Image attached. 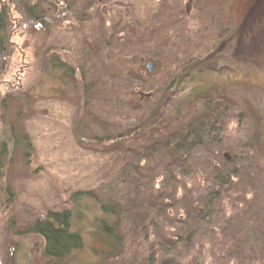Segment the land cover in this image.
<instances>
[{"label": "rangeland", "instance_id": "obj_1", "mask_svg": "<svg viewBox=\"0 0 264 264\" xmlns=\"http://www.w3.org/2000/svg\"><path fill=\"white\" fill-rule=\"evenodd\" d=\"M11 1L0 0V8L7 6L13 23L9 29L10 53L0 66V142L11 143L12 135H22L25 145L23 155L16 148L11 159L0 156V264H43L42 240L27 234L26 229L48 212L72 209L71 196L75 193L95 196L90 204L91 217L96 215L93 207L98 201L107 197L122 201L123 241L127 246L118 254L117 264L140 262L136 250L141 214L134 219L126 205L133 208L147 203L150 215L156 218L154 230L158 235L168 239L181 235L184 226L180 219L187 204L165 187L173 185L169 179L166 181L162 168L157 170L164 157L156 155L155 150L136 155L140 146L134 143L126 150L129 155L135 150L131 164H123L120 151L125 148L96 139L104 136L100 121L110 125L108 133L113 135L133 124L132 112L128 113L130 92L127 99L124 95L118 99H125L117 106L121 111L107 113L104 97L94 87L96 92L85 97L82 110L80 91L72 84L56 87L55 79L45 70L43 53L57 52L61 58L75 59L78 70L81 67L89 78H100L103 91H107L119 76L117 66L116 72L111 71L110 59L116 54L109 49L115 45L113 36L127 37L128 33L132 38L128 41L145 46L146 55L152 57L143 58V67L148 62L154 64L152 75L140 82L139 91L144 94L150 93H145L146 84L176 74L179 67H167L183 63V56L199 58L195 65L200 70L193 71V81L182 84L184 87L178 88L181 91L169 90L171 109L177 104L178 115L167 124L177 127L191 119L197 123L206 119L208 111L217 114L231 109L227 114L230 123L219 122L218 127L226 129V135L231 134L234 141L222 142L217 152L238 149L237 143L244 140L253 158L243 167L246 173L239 186H243L244 194L238 193V200L224 201L227 219L217 222L222 227L218 230L229 234L230 245L229 238L241 230L229 226V216L239 214L234 221L244 218L250 230L264 233V143L258 140L264 134V0H28L31 7L40 9L39 16L36 13L33 18L19 3ZM82 11L89 19L80 23L82 18L77 20V15ZM47 20L44 30L38 22ZM106 41L110 45L106 46ZM195 89L198 92L194 98L184 100ZM109 98L110 91L106 102ZM156 98L152 97V102ZM2 100L7 101L4 109ZM163 134L162 130L158 136ZM135 164L140 167L135 168ZM232 164L227 162L222 169L229 171ZM253 171L260 175H252L250 184L248 173ZM137 178L149 184L140 197L134 192ZM220 206L222 209V203ZM263 233L256 240L249 239L257 241L254 249L246 251L237 264H264ZM221 236L202 237L189 247L182 242L172 247L167 244L166 249L175 251L176 264H235ZM91 244L99 246L96 240ZM230 247L233 253L235 246ZM73 258L76 264H98L93 250L86 245ZM113 263L114 259L106 261Z\"/></svg>", "mask_w": 264, "mask_h": 264}, {"label": "trees", "instance_id": "obj_2", "mask_svg": "<svg viewBox=\"0 0 264 264\" xmlns=\"http://www.w3.org/2000/svg\"><path fill=\"white\" fill-rule=\"evenodd\" d=\"M11 3L14 5L19 3L24 12L31 18L39 16L40 9L31 7L28 0H12ZM77 16L79 21L82 18L80 23L83 22L84 18L89 19L88 15L83 11ZM38 23L44 30L47 29L48 20L39 21ZM12 24L9 10L4 4L0 8V66L5 64L4 61L10 53L9 29ZM113 39L115 45H111L109 49L115 50L116 54L110 59V64L113 65L111 71L116 72L115 67L117 66L119 72L116 75L119 74V76L117 80V76L114 79L115 85L114 81H112L111 89L108 87L107 91H103L99 81L100 78H89L81 67L78 70V63L75 62V59L70 61L69 59L61 58L57 52L49 53L47 51L43 53L44 56L42 58L46 72L56 81V87L72 84L76 91L78 90V93L80 91L79 97L82 98V110L85 97L89 96L90 93L94 94L96 92L93 90L94 87L104 97L103 104L107 113L121 111L117 106L125 102V99H127L126 94L130 92L127 94L130 97H128V101H130L128 113L132 112L131 119L133 124L124 129L122 133L113 135L108 133L110 125L106 124L105 121H100V129L103 131L104 136H96V139L102 142H110L114 147L125 148L123 152L120 151L123 164H129V160L135 151L132 150L130 155L126 153L130 144L136 143V145L140 146L136 149V151L139 150L136 155H141L142 153L145 155V151L153 152L155 150L156 155L164 157L163 164L161 165L159 162L157 170L162 168L166 181L169 179L173 185V187H165L173 196L185 201L187 204L185 213L180 219L184 226L183 231L176 239H168L165 235L157 234L156 230H154L156 218L154 215H150L147 203H145V206L137 205L138 207H136L135 205L133 208L130 204H125L133 213L134 219L136 217L139 218L138 213L141 214L142 228L139 229V241L136 250L137 260L140 262H136V264H176L178 261L173 260L175 251L172 253L166 249L167 244H171L168 247H172L182 242L183 245L189 247L195 244L197 239L201 241L202 237L208 235H213L214 237L218 233L222 234L223 243L229 246V249H227L229 251L228 256H232L235 264H237L240 258L247 255L246 251L254 249V243L257 241L252 242L249 239L254 237L256 240L258 235L263 232L262 230L252 229L251 231L247 227L249 223H246V219L238 217L239 219L234 221V216L239 214H232V217L229 216V226L233 225L234 229L240 228L241 231H238L237 235L232 239L229 238L230 245L233 244L235 246L233 253H230L229 234H226L224 230H218L222 229V227L217 222L223 219L226 222L227 219L225 217L227 210L224 209V201L238 200V193L244 194L241 190L243 186L240 188L239 185L242 183L246 173L243 168L244 164L252 157V149L244 147V140L242 143H237L238 149L234 148V150L225 151L224 153L223 151L217 152L222 142L234 141L230 139L232 137L231 134L226 135V129L221 130V127H218L219 122L227 125L230 123V121H227L229 117L227 114L231 109H223L217 114L208 111L205 113L208 117L205 115L206 119L201 118L197 123L192 122L191 119L190 122L187 121L177 127L167 124L170 119H174L178 115L176 114L178 110L177 104L171 109L169 101L172 93L169 90L175 88L173 90L181 91L184 87L182 84L186 81L188 83L191 80L193 81V71L195 68L199 69L195 62L199 63L197 61L199 58L196 59V56L190 54H188V57L183 56V63L177 62L167 67H179L176 74L169 73L157 83L150 82L151 86L146 84L145 89L147 90H145V93L147 91L150 93L144 94L143 91H139L140 82H142L144 76H150L153 72L149 74L147 68L143 67L145 66L144 63H146L143 58L152 59V57H150V54L146 55L145 46L141 45V47L132 41H128V39H132L129 33L127 37L124 35L115 37L114 35ZM108 45H110V42L106 41V46ZM138 58L139 60H137ZM134 60L136 61L134 62ZM155 65L158 68V62ZM208 66L209 63L205 65L204 69L207 70ZM189 69L191 70L188 71ZM181 85L182 88L178 89ZM108 91H110V98L106 102L105 97ZM197 92L198 89H195V91L190 90L189 96H186L184 100H192ZM176 93H173V95ZM112 94H115L113 98H111ZM122 95L125 97L124 101L118 100ZM156 95V100L152 102V97ZM6 102V100L1 101L2 109H4ZM222 117L225 119L224 122ZM164 123L166 124L164 125ZM162 130L164 134L159 137L158 134ZM10 138L11 143H7L5 140L0 142V156L2 158H10L16 148L22 155L24 153L22 145H25V137L12 135ZM258 140L260 143H264L263 132L259 135ZM143 159L142 156L140 159L138 158V161L142 162ZM227 162H233V164L230 166L229 171H224L222 167ZM134 167L138 168L140 166L135 164ZM253 172L248 173L250 184L253 182L251 180L253 178L252 175H260L256 171ZM196 174H199L198 178ZM148 187L149 184L146 180L143 181L137 178L134 192L139 195L137 197L143 196V192ZM7 193H9L8 190L5 195ZM71 200L74 202L72 209L48 212L44 216L36 218L31 227L26 229L27 234L34 235L42 240L43 264H76L73 256L82 251L85 245L93 250L98 264H106L107 260L113 262V259V264H115V261L117 264L118 254L122 252L121 249L127 246L123 241V227L125 226H123L121 218L122 201H111L108 197L102 202L98 201L93 207L96 208V215L91 217L90 211H92V207L90 204L95 201L94 195L89 192L75 193L72 194ZM243 201L246 202V200ZM235 223H238V226ZM242 226L244 227L242 228ZM82 229H84V232L81 231ZM87 240L90 243H87ZM94 240L98 242L99 246L91 244ZM245 241L248 243L247 245H245ZM179 264L181 263L179 262Z\"/></svg>", "mask_w": 264, "mask_h": 264}, {"label": "water", "instance_id": "obj_3", "mask_svg": "<svg viewBox=\"0 0 264 264\" xmlns=\"http://www.w3.org/2000/svg\"><path fill=\"white\" fill-rule=\"evenodd\" d=\"M153 66H154V64H153V63H150V62H148V63L146 64V68H147V70H148L149 72L152 71Z\"/></svg>", "mask_w": 264, "mask_h": 264}]
</instances>
